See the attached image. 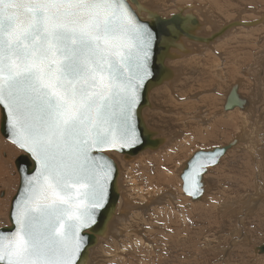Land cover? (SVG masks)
Segmentation results:
<instances>
[{
  "label": "snow or ice",
  "instance_id": "obj_1",
  "mask_svg": "<svg viewBox=\"0 0 264 264\" xmlns=\"http://www.w3.org/2000/svg\"><path fill=\"white\" fill-rule=\"evenodd\" d=\"M144 11L137 0H0L4 134L28 158L17 163L0 264H86L87 233L115 180L105 154L142 143L137 109L156 42ZM231 99L239 105L238 89ZM222 155L193 156L182 175L188 196L203 195L202 177Z\"/></svg>",
  "mask_w": 264,
  "mask_h": 264
},
{
  "label": "rangeland",
  "instance_id": "obj_2",
  "mask_svg": "<svg viewBox=\"0 0 264 264\" xmlns=\"http://www.w3.org/2000/svg\"><path fill=\"white\" fill-rule=\"evenodd\" d=\"M142 1L145 2L144 6L146 7L149 5V7H151V5H153L151 3L153 2L157 5L155 0H151V3H148L150 0ZM157 1L160 2L164 0ZM193 2L203 3L200 0H193ZM214 2L215 8L212 14L218 24H224L227 23L228 20H233L237 17V13L243 10V8L255 7L256 9L260 7L262 8V10L260 9L261 12L264 13V0H213V3ZM219 2H221V4ZM165 5L171 8L174 6L171 2L168 5L167 0ZM170 11L171 10L167 12L169 13ZM167 12L165 13L164 11V15L167 14ZM255 14L256 13H252L253 16L251 17L254 18ZM251 32L250 36L243 32L229 39L230 41L227 40L223 42L220 44L221 46L218 45V43L216 44L217 47L219 46L217 50L225 54L227 63L232 65L227 69L228 75L225 76V81L221 78L220 70L213 65L214 63H211L217 59L215 57L206 60L194 59L190 61V59L187 58L185 61H167V66L169 65L172 66V68L181 69L185 73L193 70V68L200 72L196 75L194 73L188 74L187 77H192L193 79L187 80L180 89H176V91L172 90L174 93L169 90V86H163L157 89V91L155 90L152 94L153 107L148 108L146 113L148 116V124L156 128V131L159 133L158 135H165L163 136L165 138L186 134L187 138L182 137V140L179 139V142L170 143V146L164 147V149H161V151L157 153H143L138 156V158L136 157L137 159L133 162L124 161L122 156L117 153H109L110 157L117 163H120L122 170L120 182L124 186V192L135 200V202H133L135 205L143 207L145 204L142 190H144L145 193L150 192L149 194H151L152 201L162 198L164 194L167 193V190L168 192L169 190L180 191L181 181L174 173L178 165H181L183 161L185 162L189 159V156L192 154L191 150L194 153L198 150H209L214 147L228 145L238 132L239 120L236 117H232L226 121L227 123L221 121L219 128L216 129L217 131L215 130L217 134L214 131V135L206 136V132L201 134V130H205V127H203L205 125L203 123L200 124V126L197 123L198 120L189 119L187 124H184L179 120L176 110H185V112L188 110L189 112L195 111L196 109L199 111L201 109L200 112H203L202 107L204 106V109L209 107L206 111L210 112V107H213L211 106L213 105V99L217 103L215 106L217 109H214L220 110L224 98L223 94L218 96L216 94H226L230 91L228 88L231 84H235L238 81L244 82V80H246L248 86H243L242 84L240 93L244 98L250 99L251 95L258 100L256 108L259 110L260 115L255 119L252 114L254 122L248 136L240 139V141L238 138L235 148L224 157V161L216 169L210 170L208 173L207 182L211 187L210 190L207 191L204 202L197 206L190 204V207L184 206V208L181 207V209H179L180 206L177 205L163 206L162 212H154L153 210V213H149L145 222H141L142 219H140V217H137L138 220L135 217L129 216L130 220H133L132 227L136 229L139 228V236H144V240H146L148 244L152 242L154 244L153 248H147V245L142 248V250L133 251V248L136 249L138 247H133L131 245L130 249L128 248L129 250L125 251L124 256L118 255V257H112L105 253L108 247L105 249L103 247L104 244H99L94 251V256L92 255L94 262L98 264H264V255H258L254 252L257 246L264 244V87L262 88V86H264V68L261 67V63L258 67L250 62V55L253 52L258 37V34L253 35ZM249 39L252 41H249ZM228 44L230 45L228 46ZM232 63H236V66H233ZM241 69L245 70L243 71V75L239 73ZM212 84L215 85L212 86ZM218 84L219 86H217ZM259 87L260 89H258ZM211 89H218V93L201 96L203 101L199 100L196 104H192L193 102L190 103L191 100L189 101L190 98L188 97H192L195 93ZM179 97H183L184 99H180ZM210 99L211 103L209 101ZM200 102L202 105H200ZM256 115H258L257 112ZM228 121L231 123H228ZM235 123L237 125H235ZM198 128L201 129L198 130ZM220 129H222V131ZM195 131L197 134H194ZM209 133L210 132H208V134ZM260 134H262V138ZM196 136L197 139L199 136L201 139L199 138L197 141ZM202 136H205V138ZM1 138L2 136L0 134V139ZM205 139L208 142L205 141ZM2 140L5 144L2 146V142L0 143V166L2 168L0 172L3 177L2 182H0V226L5 227L9 226L8 217L11 202L18 192L20 182L15 161L22 153L7 140L3 138ZM189 140L191 142H189ZM259 143H262L261 147ZM181 158L183 159L182 161ZM179 160L181 162H179ZM132 180L134 182H132ZM258 190L262 192L260 197H256ZM249 198H251V200H249ZM226 200H235L234 202L236 204L232 205L233 207L220 205L222 201ZM141 203H144L143 206ZM225 203L226 202H224V204ZM254 204L258 205L255 207ZM226 208H229V210ZM125 222H128L127 224L130 223L129 219ZM125 224L126 223H124V225ZM239 228V233H234V237L232 232L234 230L237 231ZM185 235L186 237L183 238ZM240 236L243 237L241 238ZM105 237L107 238V236ZM192 242L193 245H191Z\"/></svg>",
  "mask_w": 264,
  "mask_h": 264
},
{
  "label": "bare ground",
  "instance_id": "obj_3",
  "mask_svg": "<svg viewBox=\"0 0 264 264\" xmlns=\"http://www.w3.org/2000/svg\"><path fill=\"white\" fill-rule=\"evenodd\" d=\"M160 1V0H159ZM168 1V5L171 3L174 4L173 8H171L170 6L166 7L165 3H166V0L164 1H160L158 2L157 0H155V2L157 3V5H155V3H151V0L148 1V3L150 2L151 4V7L149 6H144L145 5V2L144 1H140V3L146 7L147 9L151 10V11H155V12H158L160 15H162L163 17L166 18V15L167 17H170L171 15L173 14H176L178 12V8L179 7H187V9H184L183 12L184 14H187V13H191L193 14L201 28L197 31V34L201 37H209L215 33H217L222 27H224L225 25H227L228 23L232 22V21H239V22H243V23H247V22H253V21H258L260 22V24L256 25V26H251V27H235V28H232L231 30H228L224 35H222L221 37L217 38L213 43L211 44H200V43H197V42H191V41H188L187 39H182V43L186 46V49H187V52L185 55L183 56H180V59H178L179 61H185V59H190V61L192 60H206V59H209L211 57H215L217 58L214 62H211V63H214L213 65H215L221 72V78L223 81L225 76L228 75L227 74V69L232 66L230 63H227L226 61V55L223 54L222 52L218 51L216 44L218 43V45L222 44L223 42L229 40V39H232L233 37H236L238 36L239 34L243 33L246 34V35H249L250 36V32L251 34H258V37H257V40H256V44H255V47L253 49V52L252 54L250 55V62L253 63L254 65L256 66H260V63H261V67L264 68V13L261 12L262 8L260 7H257L255 9L254 8H243V10H241L240 12H236L237 13V17H235L233 20L229 21L227 23H224V24H218L215 17H213V10L215 8V2L213 3V0H200L202 1L203 3H194L193 0H167ZM256 1V0H255ZM258 2V1H257ZM221 4V2H219ZM254 3V2H253ZM181 4V5H180ZM224 4V3H222ZM230 4V2H229ZM234 4V3H233ZM236 4V3H235ZM247 4V3H246ZM251 4V3H249ZM256 4V3H255ZM252 5V4H251ZM250 5V6H251ZM264 5V4H263ZM221 6V5H220ZM248 6V5H247ZM249 6V7H250ZM224 7V6H223ZM253 7V6H252ZM233 8V7H232ZM239 8V7H237ZM236 9V8H235ZM261 9V10H260ZM171 10L169 13L167 11ZM174 10V11H173ZM227 10V9H226ZM164 11L165 13L167 12V14L164 15ZM173 11V13H172ZM230 11V10H229ZM228 12V11H227ZM235 12V11H234ZM252 13H256L255 14V17H251L253 16ZM229 14V13H228ZM234 14V13H233ZM231 14V15H233ZM145 15V14H144ZM214 15L216 16V14L214 13ZM229 16V15H228ZM226 17V16H225ZM234 17V16H233ZM250 17V18H249ZM224 18V17H223ZM228 18V17H226ZM227 21V20H226ZM243 34V35H244ZM230 41V40H229ZM228 41V42H229ZM235 41V39H234ZM238 41V40H237ZM242 41H243V38H242ZM249 41H252L249 39ZM227 42V43H228ZM246 42V41H245ZM226 44V43H225ZM236 44V43H235ZM243 44V43H242ZM230 44H228L229 46ZM221 46V45H220ZM224 46V45H223ZM222 46V47H223ZM233 46V45H232ZM240 47V46H239ZM242 47V46H241ZM229 48V47H228ZM233 48V47H231ZM230 48V49H231ZM244 48V47H242ZM226 49V48H225ZM229 49V50H230ZM247 49V48H245ZM211 50V52H210ZM244 50V49H243ZM226 53V52H225ZM232 54H233V51H232ZM249 54V53H248ZM231 56V55H230ZM235 57V56H234ZM244 57V56H243ZM233 58V57H232ZM242 58V57H241ZM231 59V58H230ZM177 61V60H176ZM208 61V60H207ZM206 61V62H207ZM178 62V61H177ZM194 62V61H193ZM229 62V61H228ZM242 62V61H241ZM249 62V63H250ZM217 63V64H215ZM200 64V63H199ZM208 64V62H207ZM210 64V63H209ZM233 66H236V63H232ZM212 65V64H211ZM210 65V66H211ZM238 65V64H237ZM169 66V65H168ZM197 66V65H196ZM189 67V66H188ZM208 67V66H207ZM169 68L171 70L174 71L175 75H174V78L172 80H170L169 82L165 83L163 86L164 87H167L169 86V90L174 93V91L172 90H175L176 89H180L184 83L187 81V80H190V79H193L192 77H187L188 74L190 73H194L195 75L198 74L200 71L197 70V69H194L193 70H190L188 71L187 73H185L183 70L181 69H177V68H172V66H169ZM184 68V67H183ZM213 68V67H212ZM238 68V67H237ZM188 69V68H187ZM208 69V68H207ZM238 70V69H236ZM229 71V70H228ZM245 70H240L239 73L240 75L244 74ZM210 72V71H209ZM229 73V72H228ZM209 74V73H208ZM237 74V73H236ZM215 75V74H214ZM213 76V75H212ZM229 77V76H228ZM184 78V79H183ZM201 78H202V75H201ZM211 78V77H210ZM218 78V76H217ZM219 79V78H218ZM192 81V80H191ZM214 81V80H213ZM212 81V82H213ZM235 81V80H234ZM215 82V81H214ZM218 82V81H217ZM243 81H238L236 82L234 85H237L239 86V90H238V93L240 94V96L245 99L242 94L240 93V88L243 84V86H248L247 83H246V80H244V82L242 83ZM255 83V82H254ZM216 84V82H215ZM215 84H212L215 85ZM233 84H231V86L228 88V90L231 91L232 87L234 86ZM233 85V86H232ZM161 86V87H163ZM211 86V85H210ZM219 86V84L217 85ZM161 87H159L158 89H160ZM264 86H262L263 88ZM209 88V87H208ZM218 88V87H217ZM231 88V89H230ZM250 89V88H249ZM260 89V87L258 88ZM257 89V91H258ZM157 91V89H155ZM154 90V91H155ZM218 89H211V90H207V91H203V92H198V93H195L192 97H188L190 98L189 101L190 103L192 104H196V102H198L199 100H202L201 96H205V95H208V94H215L217 92ZM222 90V89H221ZM152 91L150 94H149V99H150V102H151V107H153V102H152V94L153 92ZM228 93H219V94H216L217 96L218 95H221L223 94V105L221 107L220 110H216L217 108L215 107L217 105L216 101L213 99V107H210V112L209 111H206L208 110V108L204 109L202 106V109H203V112H200L197 111V109L195 111H189L188 110L185 112V110H176V113L179 117V120L182 121L184 124H187L188 120L189 119H193V120H198V124H204L205 126V130H201V134H204L205 132L207 133V135L209 136H212L214 135V131L219 128V124H221L220 122L221 121H227L229 119H231L232 117H236L238 120H239V128H238V132L237 134L235 135V137L230 141H236L238 138H239V141L240 139H243L245 137L248 136V133L251 129V126L254 122V119L252 118V114L254 115V118H258L259 117V110L256 108V105H258V100L255 99L253 96L250 95V99L249 98H246V102H247V106L246 108L244 109H239L238 107L235 108L234 110H231V111H224V104H225V101H226V98L229 94ZM221 92V91H220ZM250 92V90H249ZM218 93V92H217ZM259 93V91H258ZM180 98V97H179ZM187 98V97H186ZM219 98V97H218ZM180 99H184L183 97H181ZM195 101V102H194ZM203 101V100H202ZM205 101V100H204ZM210 103H211V99L209 100ZM206 103V102H205ZM208 103V102H207ZM209 104V103H208ZM222 104V103H221ZM188 105V104H187ZM200 105H202V103L200 102ZM189 106V105H188ZM191 106H194V105H191ZM196 106V105H195ZM149 107V108H151ZM186 107V105H185ZM200 107V106H199ZM188 108V107H187ZM216 108V109H214ZM147 109L148 108H145V110L142 112V118L144 120V122L146 123L147 127L150 129V130H153L155 131L156 133H158L156 131V128H153L152 126H149L148 124V116L146 115L147 113ZM264 111V109H263ZM256 112L258 115H256ZM234 119V118H233ZM224 122V123H225ZM230 121H228L229 123ZM237 122V121H236ZM227 123V122H226ZM231 123V122H230ZM233 123V122H232ZM250 123V124H249ZM196 124V123H195ZM235 125H237L235 123ZM194 126V125H193ZM197 126V125H196ZM201 126V125H200ZM194 128V127H193ZM224 128V127H223ZM195 129V128H194ZM197 129V128H196ZM201 129V128H198V130ZM222 131V129H220ZM217 131V130H216ZM215 131V133H216ZM220 131V133H221ZM227 131V130H226ZM189 132V131H188ZM192 132V131H191ZM208 132H210L208 134ZM196 133V131L194 132V134ZM159 134V133H158ZM197 134V133H196ZM217 134V133H216ZM187 135V134H186ZM186 135H181V136H176V137H172V138H165L163 136L161 137V135H159V137L161 138H164L166 139V143H165V147L166 146H170L169 144L170 143H175V142H179V139H181L182 137H186ZM192 136V135H191ZM208 136V137H209ZM216 136V135H215ZM205 138V136H202ZM207 137V138H208ZM233 137V136H232ZM260 137L262 138V134H260ZM3 138V137H2ZM2 138L0 139V143L2 142V146H4V142L2 140ZM187 138V137H186ZM191 138V137H190ZM200 138V136H199ZM199 138L197 139V136H196V139L197 141L199 140ZM214 138V137H213ZM212 138V139H213ZM4 139V138H3ZM168 139V140H167ZM185 139V138H184ZM201 139V138H200ZM203 139V138H202ZM5 140V139H4ZM182 140V139H181ZM191 140V139H190ZM189 140V142H191ZM204 140V139H203ZM195 141V140H194ZM205 141H207L205 139ZM238 141V140H237ZM184 142V141H183ZM208 142V141H207ZM229 142V143H230ZM263 142V141H261ZM194 143V142H193ZM192 143V144H193ZM261 144L262 143H259V146L261 147ZM173 145V144H172ZM174 146V145H173ZM180 146V145H179ZM172 147V146H171ZM170 147V148H171ZM263 148V147H262ZM164 149V147L162 148ZM167 149V148H165ZM264 149V148H263ZM161 151V150H160ZM181 151V150H179ZM195 151V150H194ZM172 152V151H171ZM175 152V151H173ZM184 152V151H183ZM192 154H193V151L191 150ZM112 153H115V152H112ZM145 153H149V152H145ZM144 153V154H145ZM157 153V152H155ZM182 153V152H181ZM118 154V153H117ZM143 154V153H142ZM192 154L189 156V158L192 156ZM3 155V154H2ZM109 155V153H108ZM120 155V154H119ZM141 154L135 156V157H132L130 160L128 161H135V159L138 158V156H140ZM110 156V155H109ZM123 160L126 161L125 157L123 155H121ZM137 157V158H136ZM112 158V157H111ZM113 159V158H112ZM114 160V159H113ZM140 160V159H139ZM183 159L181 158V161ZM127 161V162H128ZM179 160V162H181ZM187 161V160H186ZM186 161L181 164V165H178V168L175 170V174L178 176V178L180 177L181 173H182V170H183V166L184 164L186 163ZM224 161V158L221 159L220 161V164ZM114 162L116 163L117 167H118V171H119V176H118V189H119V193H120V199H119V202H118V205H117V208H116V213L113 217V219H111V221L108 223V226H107V229H106V232L103 234V236H100L98 235V245L99 244H104V248L106 249V247H108L107 251H105L106 254L111 255L112 257H115L118 255H125V251L126 250H129L130 249V246L132 245L133 247L136 246L138 248H133L134 250L133 251H139V250H142V248L146 247L148 245L147 248H153L154 244L152 242H149V244L146 242V240H144V236L143 237H140L139 234H138V230L139 228H134L132 227L133 226V220H130L129 216L131 217H140V219H142L141 222H145L149 213L151 214V212L153 213V210L154 212H162V208L163 206H168V205H177V206H180L179 209H181V207L184 208V206L186 207H190V204L194 205V206H197V205H201L203 202H204V199H206V196H207V191L210 190V187L208 182H207V176H208V173L210 172V170H214L216 169L217 167H214V168H210L208 169V172L207 174L205 175V182H206V193L204 194L202 200L200 201H192L189 197L185 196L182 192V182L180 183V191L177 190V191H170L168 192L167 190V193L164 194V196L160 199H155L154 201L151 200V194H149L148 192L145 193L144 190H142L144 194L143 195V198L145 199L144 200V206L143 204L141 203V205L143 207H140V205H135L133 202H135V200L131 197V196H128L125 192H124V186L122 185V183L120 182V178H121V175H122V170H121V165L120 163H117L115 160ZM178 164V163H177ZM180 164V163H179ZM17 169V168H16ZM2 170L1 166H0V171ZM264 172V171H263ZM173 173V174H174ZM167 174V173H166ZM4 176V175H3ZM257 176V175H256ZM177 178V177H176ZM180 179V178H179ZM3 180V177H2V174L0 172V182H2ZM178 181V180H177ZM181 181V180H180ZM259 181V179H258ZM132 182H134L132 180ZM256 182V181H255ZM121 183V184H120ZM151 184V183H150ZM19 185H20V182H19ZM153 187V186H152ZM156 187V186H155ZM257 187V186H256ZM157 188V187H156ZM259 188V186H258ZM142 189V188H141ZM155 189V188H154ZM159 189V188H158ZM157 190V189H156ZM262 192L260 190H258V193L256 194V197H260V194ZM254 196V195H253ZM251 197V196H250ZM262 197V196H261ZM14 198V197H13ZM136 198V197H135ZM253 198V197H252ZM249 200H251V198H249ZM261 200V199H260ZM235 200H226V201H222L220 203V205L222 206H232L234 204H236L234 202ZM254 201V200H252ZM170 202V204H169ZM224 202H226L225 205ZM260 202V201H259ZM179 204V205H178ZM219 205V206H220ZM255 207L256 205L258 204H254ZM246 206V205H245ZM248 206V205H247ZM138 207V208H136ZM233 207V206H232ZM252 207V206H251ZM229 210V208H226ZM248 209V208H247ZM243 211V210H242ZM249 211V209H248ZM240 212V211H239ZM134 213V214H133ZM246 214V213H245ZM130 221L129 224H127L128 222H125V221H128V219ZM138 219V218H137ZM139 220V219H138ZM137 220V221H138ZM115 221V222H114ZM124 223H126L124 225ZM239 223V222H238ZM241 225V224H239ZM120 226V227H119ZM1 227V226H0ZM138 227V226H137ZM241 227V226H240ZM135 229V230H133ZM240 231V228L236 231L234 230L232 233H233V236H234V233L238 234ZM150 232V231H149ZM151 233V232H150ZM107 236V238L105 237ZM181 237V236H180ZM185 236H183V238H185ZM235 237V236H234ZM241 237V236H240ZM243 237V236H242ZM241 237V238H242ZM245 237V236H244ZM246 238V237H245ZM181 239V238H180ZM108 241V243H107ZM237 241V240H236ZM247 241V240H246ZM101 242V243H100ZM134 243V244H133ZM97 245V247H98ZM193 245V242L192 244ZM97 247H95L94 249L91 250V255H90V258L89 260L86 262V264H98L96 262H94V259H92V255L94 254V251L97 249ZM129 248V249H128ZM244 250V249H242ZM216 251V250H215ZM137 254V253H136ZM94 256V255H93ZM123 258V257H122ZM114 259V258H113ZM116 259V258H115ZM120 260V258H119ZM115 262V261H113ZM123 263V262H122ZM109 264V263H108Z\"/></svg>",
  "mask_w": 264,
  "mask_h": 264
},
{
  "label": "water",
  "instance_id": "obj_4",
  "mask_svg": "<svg viewBox=\"0 0 264 264\" xmlns=\"http://www.w3.org/2000/svg\"><path fill=\"white\" fill-rule=\"evenodd\" d=\"M137 2L143 7V9H145V11L140 14V19L143 22H146L147 24H149V26L156 33V42L154 46V57H153V64H152L154 74H153V77L148 81V83L145 86V89L142 93L140 105L138 106V109H137V129L141 136L142 143L133 149H125L124 151H113L115 153L123 155L127 161L130 160L132 157H135L139 154H142L145 152L155 153V152L160 151L163 147H165L166 139L161 138L162 136L159 137L158 133H156L153 130H150L147 127L146 123L144 122L142 118V112L145 110V108L151 107L149 94L155 89H158L159 87L163 86L165 83L169 82L170 80L174 78V75H175L174 71L171 70L166 65V63L167 61H176L180 59V56H183L186 54L187 49H186V46L182 43V39L185 38L188 41L197 42L200 44H211L217 38L221 37L228 30H231L232 28H235V27L247 28V27L256 26L260 24V22L258 21L247 22V23H243L239 21H232L228 23L227 25H225L224 27H222L217 33L209 37H201L197 34V31L201 28L197 18L191 13L184 14L183 12V10L187 9V7H179L178 12L176 14H173L170 17L165 18L162 15H160L158 12L151 11L147 9L146 7H144L140 3V0H137ZM133 8L135 10V5H133ZM236 89L239 90L238 84L232 87L231 91L229 92L226 98V101L224 104V111L226 112L234 110L237 107L239 109H244L247 106L246 100L243 99L238 93L240 103L238 106L231 107V103H232L231 98ZM0 134L5 140H7L4 134V115H3L2 110H1V121H0ZM236 144H237V141L234 140L225 146H220V147L218 146V147H214L209 150H198L194 152L192 156L184 164L182 173L179 177L182 182L181 189H182L183 194L189 197L194 202L202 200L204 194L206 193V182L204 178L208 172V169L217 167L220 164L221 159H223L230 151H232L235 148ZM216 149L223 151L224 155H222L219 158V161L216 165H210L208 169L206 170L205 175L202 177L203 186H204L203 195L198 196L196 198L188 196L183 191L182 175L184 171L186 170V167L189 161L197 153H200L202 151L212 152ZM108 153H112V152H108ZM108 153H106L105 155H107L114 162V160L108 155ZM25 161H28L27 156H25L24 154L20 155L15 161L16 168H17L18 162H25ZM114 165L116 168L115 180H114V183L110 187L109 202L106 206V209L102 212L101 216L99 217L98 224L94 226L92 229H90L87 233L89 237L88 247H87L86 252L84 253V259L86 260V262L90 258L91 250L97 247L98 245V239H97L98 235L103 236V234L106 232L108 223L111 221V219L114 217L116 213V208H117V205L120 199V193H119V189L117 186L119 171H118V167L115 162H114ZM29 167H31L30 162H29ZM17 171H18V168H17ZM19 177H20V185L18 188V192L21 187L20 173H19ZM17 194L14 196L11 202V207H10V212H9V217H8L9 226L0 227V231L13 230V225L10 219V213L13 208V201L17 197ZM254 252L258 255H264V244L257 246L254 249Z\"/></svg>",
  "mask_w": 264,
  "mask_h": 264
}]
</instances>
